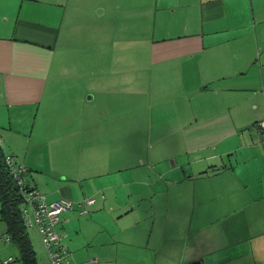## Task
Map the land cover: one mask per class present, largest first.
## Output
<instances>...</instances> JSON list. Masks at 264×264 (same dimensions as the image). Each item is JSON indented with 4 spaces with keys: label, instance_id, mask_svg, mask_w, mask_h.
<instances>
[{
    "label": "crops",
    "instance_id": "obj_1",
    "mask_svg": "<svg viewBox=\"0 0 264 264\" xmlns=\"http://www.w3.org/2000/svg\"><path fill=\"white\" fill-rule=\"evenodd\" d=\"M122 66L143 82L146 147L110 166L94 130L112 121L89 106L127 90L99 84V99L83 78ZM263 120L264 0H0V145L46 203H74L57 226L72 264H264ZM13 249L0 243V264Z\"/></svg>",
    "mask_w": 264,
    "mask_h": 264
},
{
    "label": "rangeland",
    "instance_id": "obj_2",
    "mask_svg": "<svg viewBox=\"0 0 264 264\" xmlns=\"http://www.w3.org/2000/svg\"><path fill=\"white\" fill-rule=\"evenodd\" d=\"M126 46H127L126 49L129 48V45H126ZM126 51H128V49ZM132 56L133 55H125L126 57L125 65L130 64V62L132 61L131 60ZM119 57L121 59V64L123 65L122 61L124 59V55H118L117 53L116 54L112 53L111 55H109V60L112 63H116L118 62ZM70 68H71V65H70ZM113 69L114 71L112 73H106V74L104 73V75H101L102 73L96 72L91 76L90 74H86L83 78V82L85 83L86 86H88L89 80H95L96 91H94V94L99 99L102 98V96H106L104 94L105 91H103V89L97 88L99 84L108 85L112 87L115 86V88L121 86V87H125L127 90V92H125L124 94H121V98H119L117 96L118 94L115 92L111 93L110 95L108 93V97L107 96L106 97L108 101L112 103V105L109 108H107V110H105L104 113L100 112V109H98L96 104L94 105L95 107L93 108L89 106V109L96 116V121H97L98 116L101 118L103 117L104 119H110L112 121L110 124H106V123L97 124L94 121L95 123V130H94L95 143L94 144L96 145V151L98 152V154L96 155V162L97 163H100V162L108 163L109 162L110 166L115 165L114 161L115 159L118 158V156H115V155L109 156L107 155L108 152L118 150L119 148H124L128 153L129 152L142 153L146 147V141H145V138L143 137L146 131V124L142 120L144 114L140 110V106L143 103L139 100V98L136 97L137 95L136 90L139 87V83H143V82H137L138 77L128 72V69H129L128 66H122L120 68V71L122 70L121 73H115V68ZM99 75H101V77H99ZM79 81L80 79L78 77L77 81L74 83L77 84ZM81 94H83L84 96V98L82 96L81 98L85 101L83 103L85 106H84V114H82V117H83L82 121H85L88 119L87 107H86L87 101H89L88 96H92L91 95L92 93L83 92ZM116 102H121L120 107L117 104H115ZM124 113H125V116L127 117L126 124L118 123L117 121H115V119L119 118V116L124 115ZM26 137H27V141L25 142L26 144L23 143L21 146V149L23 150L24 154H26L28 152V148H30V152L26 154L29 160L39 159L38 157L39 145H38L37 138L33 137L30 141L29 136L26 135ZM0 141H1V144L4 146V148L5 146L6 148H8L7 147L8 142L13 144V142L7 138L4 139L1 137ZM20 143L22 142H18L14 146L20 147L19 145ZM29 143L31 144L30 146H29ZM182 224L185 226L186 221H183ZM205 228L207 229L209 227L206 226L204 227V229ZM182 229L181 231L183 232ZM3 231H4V225L0 222V236L4 235ZM172 231L175 232L174 238L176 242L179 243L180 245H183V246L188 245L189 247L195 245V238H194V235L192 234L190 235L189 239L187 238L188 235H183V237L179 239V235H178L179 226L177 224L174 223ZM28 233H29V237H30L32 247L35 252L38 264H49L46 258L45 250L42 247L37 234L34 232L32 228L28 230ZM63 241L64 240L62 239V243L64 244ZM11 256L14 260H16L17 257L19 256L18 250L13 249ZM215 263L218 264L219 261L216 259Z\"/></svg>",
    "mask_w": 264,
    "mask_h": 264
},
{
    "label": "built area",
    "instance_id": "obj_3",
    "mask_svg": "<svg viewBox=\"0 0 264 264\" xmlns=\"http://www.w3.org/2000/svg\"><path fill=\"white\" fill-rule=\"evenodd\" d=\"M252 129H256L260 133L263 132L264 120L254 124ZM4 160L13 179L20 186L21 194L29 208V213L27 212V216H30L28 220L29 226L36 230L40 242L46 251L49 264H72L70 261V251L62 243V238L57 232V226L60 213L71 210L74 203L65 199L52 204L46 203L44 195L39 193L34 185L25 184L24 175L27 169L16 163L12 156L6 155ZM93 203V198H87L79 202L80 214H86V208ZM3 242H10L9 237L6 235L0 236V243ZM14 263L15 260L12 257L1 262V264Z\"/></svg>",
    "mask_w": 264,
    "mask_h": 264
},
{
    "label": "trees",
    "instance_id": "obj_4",
    "mask_svg": "<svg viewBox=\"0 0 264 264\" xmlns=\"http://www.w3.org/2000/svg\"><path fill=\"white\" fill-rule=\"evenodd\" d=\"M5 156L0 145V222L4 225V235L9 237L10 243L18 250L19 256L15 263L38 264L28 233L32 228L28 222L30 216H27L29 208L21 194L20 186L5 164ZM25 184L30 185L26 182Z\"/></svg>",
    "mask_w": 264,
    "mask_h": 264
},
{
    "label": "water",
    "instance_id": "obj_5",
    "mask_svg": "<svg viewBox=\"0 0 264 264\" xmlns=\"http://www.w3.org/2000/svg\"><path fill=\"white\" fill-rule=\"evenodd\" d=\"M194 264H198V263H194Z\"/></svg>",
    "mask_w": 264,
    "mask_h": 264
}]
</instances>
